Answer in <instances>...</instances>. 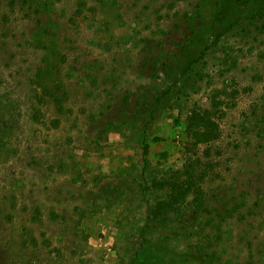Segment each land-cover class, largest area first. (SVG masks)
Segmentation results:
<instances>
[{"label": "rangeland", "instance_id": "374dc122", "mask_svg": "<svg viewBox=\"0 0 264 264\" xmlns=\"http://www.w3.org/2000/svg\"><path fill=\"white\" fill-rule=\"evenodd\" d=\"M0 264H264V0H0Z\"/></svg>", "mask_w": 264, "mask_h": 264}, {"label": "trees", "instance_id": "16d2710c", "mask_svg": "<svg viewBox=\"0 0 264 264\" xmlns=\"http://www.w3.org/2000/svg\"><path fill=\"white\" fill-rule=\"evenodd\" d=\"M186 130L188 135L194 139V142H205L214 139L217 136V126L209 120L203 124H198L195 113L188 117ZM184 174L186 175L183 179H161L152 180V185L155 187L168 186L170 189V198L167 201L158 202L160 209L174 210L177 206L185 201V197L194 193L195 199H203L202 190L198 181L195 177L196 173L194 169L190 170L188 167L185 168ZM176 206V207H175ZM168 217V216H166Z\"/></svg>", "mask_w": 264, "mask_h": 264}]
</instances>
